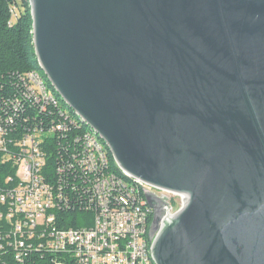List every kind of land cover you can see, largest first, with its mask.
<instances>
[{
	"label": "water",
	"instance_id": "water-1",
	"mask_svg": "<svg viewBox=\"0 0 264 264\" xmlns=\"http://www.w3.org/2000/svg\"><path fill=\"white\" fill-rule=\"evenodd\" d=\"M30 4L62 99L124 173L185 195L155 263L264 264V0Z\"/></svg>",
	"mask_w": 264,
	"mask_h": 264
},
{
	"label": "built area",
	"instance_id": "built-area-1",
	"mask_svg": "<svg viewBox=\"0 0 264 264\" xmlns=\"http://www.w3.org/2000/svg\"><path fill=\"white\" fill-rule=\"evenodd\" d=\"M21 81L22 97L0 107V258L11 252L25 264L33 252H47L69 264H156L151 215L160 230L185 195L113 171L102 138L81 129L40 73ZM25 102L38 107L34 115ZM70 211L92 213L91 225L68 226L62 215Z\"/></svg>",
	"mask_w": 264,
	"mask_h": 264
},
{
	"label": "trees",
	"instance_id": "trees-1",
	"mask_svg": "<svg viewBox=\"0 0 264 264\" xmlns=\"http://www.w3.org/2000/svg\"><path fill=\"white\" fill-rule=\"evenodd\" d=\"M31 71H37L41 74L59 99L61 107L75 116L74 110L70 108L52 86L38 61L33 41V19L30 0H0V107L4 105L6 99L22 97L21 76ZM25 110L27 112L26 115L32 116L35 114L34 111L38 110V107L25 102ZM76 119H78L79 124H82V130L90 129L89 126L81 122L80 117ZM54 139L55 137L51 139L53 143H55ZM103 143L108 150L111 169L125 176L108 146L104 141ZM52 160H54V156ZM61 215V212H57L58 225H60L59 217ZM62 216L67 218L68 226L78 228L90 226L93 215L85 211H70ZM154 216L155 214L153 213L150 218L151 223L154 221ZM54 258L64 261L65 264L70 263L63 254L54 255L47 252H33L31 258L25 260V264H54ZM0 264L19 263L14 260L11 252L5 251L0 258Z\"/></svg>",
	"mask_w": 264,
	"mask_h": 264
},
{
	"label": "flooded vegetation",
	"instance_id": "flooded-vegetation-1",
	"mask_svg": "<svg viewBox=\"0 0 264 264\" xmlns=\"http://www.w3.org/2000/svg\"><path fill=\"white\" fill-rule=\"evenodd\" d=\"M155 213H157L158 215L162 213V207L160 205L156 207Z\"/></svg>",
	"mask_w": 264,
	"mask_h": 264
}]
</instances>
